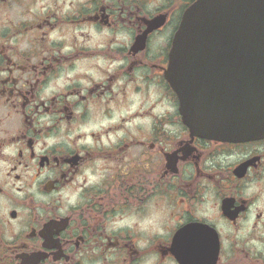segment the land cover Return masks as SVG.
Listing matches in <instances>:
<instances>
[{"label": "flooded vegetation", "instance_id": "obj_1", "mask_svg": "<svg viewBox=\"0 0 264 264\" xmlns=\"http://www.w3.org/2000/svg\"><path fill=\"white\" fill-rule=\"evenodd\" d=\"M198 1L0 0V264H264V137L165 79Z\"/></svg>", "mask_w": 264, "mask_h": 264}, {"label": "water", "instance_id": "obj_2", "mask_svg": "<svg viewBox=\"0 0 264 264\" xmlns=\"http://www.w3.org/2000/svg\"><path fill=\"white\" fill-rule=\"evenodd\" d=\"M165 79L195 136L264 137V0H200L179 25Z\"/></svg>", "mask_w": 264, "mask_h": 264}]
</instances>
